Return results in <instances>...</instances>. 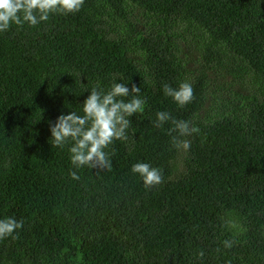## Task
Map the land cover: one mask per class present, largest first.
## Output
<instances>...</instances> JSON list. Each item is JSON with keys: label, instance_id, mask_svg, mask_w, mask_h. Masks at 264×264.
I'll return each instance as SVG.
<instances>
[{"label": "trees", "instance_id": "obj_1", "mask_svg": "<svg viewBox=\"0 0 264 264\" xmlns=\"http://www.w3.org/2000/svg\"><path fill=\"white\" fill-rule=\"evenodd\" d=\"M114 78L147 104L105 149L110 171L76 168L50 122L83 115L90 88ZM182 82L184 107L163 92ZM158 111L199 129L181 137L188 151L172 146L171 121L154 126ZM137 162L163 183L146 189ZM7 217L23 227L0 240V264H264V0H84L0 32Z\"/></svg>", "mask_w": 264, "mask_h": 264}, {"label": "clouds", "instance_id": "obj_2", "mask_svg": "<svg viewBox=\"0 0 264 264\" xmlns=\"http://www.w3.org/2000/svg\"><path fill=\"white\" fill-rule=\"evenodd\" d=\"M84 0H0V32L9 30L15 24L23 26L27 23L36 26L47 21L54 14H74L81 10ZM121 81L122 78L120 79ZM89 88H84V90ZM83 90V91H84ZM140 87L131 85V90L125 83L117 82L114 78L109 90L105 91L99 82L90 88V95L83 102V115L70 111L61 114L54 124L50 122L52 146L63 148L71 142L69 148L71 163L76 168L88 166L110 171L112 163L109 153L105 151L115 140H128V129L133 114H142L147 104L146 98H141ZM163 92L171 97L177 105L184 107L194 99L192 85L182 82L178 88L167 83L163 85ZM131 97L130 99H125ZM171 121L173 127L168 130L172 146L178 150L188 151L191 142L181 137H187L199 131L187 120H177L167 111H158L154 126L163 127L165 122ZM177 133V135H172ZM131 171L139 174L146 189L163 183V170L147 162H137ZM73 179H79L78 174L70 173ZM23 227V220L14 217L0 219V240L12 237L18 238L16 230ZM15 233V235H14ZM225 247H232V242L225 240ZM199 256L202 258L204 252Z\"/></svg>", "mask_w": 264, "mask_h": 264}]
</instances>
